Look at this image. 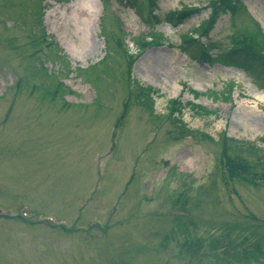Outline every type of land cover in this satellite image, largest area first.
I'll use <instances>...</instances> for the list:
<instances>
[{
    "label": "rangeland",
    "instance_id": "rangeland-1",
    "mask_svg": "<svg viewBox=\"0 0 264 264\" xmlns=\"http://www.w3.org/2000/svg\"><path fill=\"white\" fill-rule=\"evenodd\" d=\"M145 1L0 0V264H264V0Z\"/></svg>",
    "mask_w": 264,
    "mask_h": 264
},
{
    "label": "trees",
    "instance_id": "trees-1",
    "mask_svg": "<svg viewBox=\"0 0 264 264\" xmlns=\"http://www.w3.org/2000/svg\"><path fill=\"white\" fill-rule=\"evenodd\" d=\"M136 1V0H134ZM218 4H214V12L212 14V16L209 18V20L203 25V29H209L217 20L219 14L221 13V11L225 12V11H232L235 12L236 8H237V4H239L241 2V0H217ZM134 3V2H133ZM145 9H149V11H151V15L153 17L156 18L155 15L152 14L153 9H156L159 3V0H146L145 1ZM197 10H199L197 7L195 8H190V7H186L184 10L180 11L179 14L177 16L173 15V17H175L178 21H182L183 19H185L188 15L196 12ZM148 23L152 24V20L151 17H149V19L147 20ZM255 23L257 25H259V23L257 21H255ZM261 31V30H260ZM155 37V39L157 40V37L161 38L162 35L158 34V33H152ZM261 36H262V31L260 32ZM263 40L261 42L256 41L254 44L253 43H245V45L236 48L235 50H231L227 53H225V56H229V55H238L239 58H241L243 60L242 64H250V63H259V64H264V47H262V45H264V34H263ZM162 39V38H161ZM253 41H255L252 38ZM120 42V40L118 41ZM159 42V41H156ZM186 43H188L190 46L193 43H196V46H198L199 52L201 55L211 58V54L209 53V49L207 46H205L204 44L202 45L200 43V41L197 38L194 37H188ZM122 44V43H120ZM141 46H147L149 45L148 42H143L140 43ZM198 44V45H197ZM210 46V44H209ZM214 46H216V44H214ZM184 50L188 51V49L186 48V46L182 47ZM129 56V55H127ZM230 89H232V86L230 87ZM59 89H56L53 93H57ZM151 90L153 91V88H151ZM229 92H231L228 89ZM196 95H199L201 92L196 91ZM142 95H145L144 90L142 89L141 92ZM140 96V95H138ZM179 106H183V104L181 103V101H179L178 99H171L169 101V107H170V114L174 115L175 112L178 110ZM201 109L205 110L206 112H210L211 109L199 105ZM225 168L226 171L228 172V175L230 178H237V179H243L246 181H250L252 183H258L257 179V171L254 170V166L250 165L248 163V161L245 158L239 157V156H232L229 155L227 153H225Z\"/></svg>",
    "mask_w": 264,
    "mask_h": 264
},
{
    "label": "bare ground",
    "instance_id": "bare-ground-1",
    "mask_svg": "<svg viewBox=\"0 0 264 264\" xmlns=\"http://www.w3.org/2000/svg\"><path fill=\"white\" fill-rule=\"evenodd\" d=\"M89 23H91V22L90 21L89 22L87 21V23L85 22L86 27H88ZM152 73L155 76L160 74L159 69H157V68L156 69H148L147 71H144V75L147 77H149L150 74H152Z\"/></svg>",
    "mask_w": 264,
    "mask_h": 264
}]
</instances>
